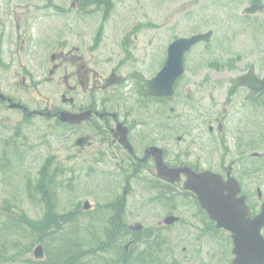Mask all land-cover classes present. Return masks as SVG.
<instances>
[{"label":"flooded vegetation","instance_id":"obj_1","mask_svg":"<svg viewBox=\"0 0 264 264\" xmlns=\"http://www.w3.org/2000/svg\"><path fill=\"white\" fill-rule=\"evenodd\" d=\"M84 1L87 2L75 0L69 6L66 0H26L25 4L12 8L0 4V93L4 95L0 96V177L2 182H15L11 190L0 187V213L4 215L9 210L15 213L10 224L0 221V239L5 243L8 231L13 238L14 229H17L18 243H22L26 253L24 263L52 264L51 251L54 250L51 243L55 239L44 226L46 216L51 212L59 217L73 213L77 229L82 230V219L94 212L97 220L91 223L94 232L91 263L124 264L126 252L131 253L138 244L145 246V242L135 238L143 231L160 241L158 253L161 252L168 240V230L176 223H184L176 212L180 207L178 200L184 199L195 203L198 212L204 214L193 218L191 225L199 230H209L212 237L220 242L223 240L224 246L232 245V249L227 248L225 252L231 256L227 264H232L235 256L232 232L219 228L202 208L197 195L193 196L194 191L186 186L188 174L183 169L198 173L213 171L226 181L230 177L236 178V197L245 201L247 218L255 219L264 207V185L262 188L256 185L254 164L259 161L260 166L264 165V151H259L264 145V135L253 133L249 114L251 111L257 114L256 108L264 106V89L249 97L251 87H234L232 83V95H238L240 90L245 93L234 112L239 118L233 126L229 125L230 104L224 105L222 110L215 109L213 115L205 111L198 116L208 120L188 123L180 111L176 112L180 107L167 106L176 97L179 81L185 74L178 78L171 96L154 95L150 91L149 81L165 65L170 44L167 52L157 46L154 59L163 64L158 65L156 71L132 69L128 73L131 65L125 55L116 59V65L105 69L98 52L97 58L95 56L96 46L88 48L69 41L61 30L54 31L58 38L53 39L47 36L50 29H42L41 35L35 34L38 24L50 25L56 18L65 22L74 14L72 21L75 22L82 16L76 12ZM193 49L194 46L185 53V63ZM121 51L130 54L127 47ZM251 69L256 72L251 64L243 73L248 74ZM262 75L258 76L261 78ZM40 86H49L51 91L59 94L61 103L58 104L57 98L51 100L49 97L48 103L35 105L32 100L38 98L35 90ZM61 111L84 115V119L74 124L64 122ZM138 115L146 117L141 130L138 127L145 121L138 120ZM36 120L59 124L72 132L76 152L88 155L83 158L84 167L73 165L75 161L66 157L51 154L35 173ZM146 138L145 146L141 147L139 143ZM81 139L85 140L83 144L78 143ZM151 147L157 148L151 150ZM161 158L167 171L161 172L158 167ZM82 170L86 173L80 174ZM84 182L105 199L95 197L92 201L85 198L78 201L75 208L61 212L58 209L61 191L68 189L69 193H77ZM147 193L155 196L152 202L165 206V216L149 225L128 222L129 198L144 197ZM36 213H40L37 220ZM172 215L180 218L169 224L166 218ZM10 225L14 229H10ZM260 232L264 236V225ZM125 237L130 238L123 245ZM118 241L123 247L122 252L117 250ZM39 247L42 248L41 257L36 256ZM113 252L119 256L114 258ZM170 264L181 263L174 260Z\"/></svg>","mask_w":264,"mask_h":264},{"label":"rangeland","instance_id":"obj_2","mask_svg":"<svg viewBox=\"0 0 264 264\" xmlns=\"http://www.w3.org/2000/svg\"><path fill=\"white\" fill-rule=\"evenodd\" d=\"M74 1L66 0L67 6ZM25 2L26 0H0L1 6L7 8L23 5ZM260 2L264 4V0ZM251 3V0H101L90 5L88 9L93 12L84 14L87 10L77 9L76 14L82 16L76 18L75 22L72 21L74 14L65 22L56 18L50 25L38 24L35 34L41 35L42 29L44 31L50 29L47 36H52L53 39L58 38V33L54 31L61 30L63 37L69 41L83 44L88 48L96 46L95 56L97 58L98 52L105 69L116 65L114 63L116 59L125 55V60L131 65L129 73L132 69L156 71L159 68L157 66L163 64V61L154 59L157 46L166 49L177 37L213 29L211 41L201 42L186 56V73L179 81L176 97L171 99L167 106L180 107L176 112L180 111L185 121L192 124L199 120H208L206 117L198 118L205 111L213 115L215 109L222 110L224 105L230 104L229 125L233 126L235 120L239 118L234 112L239 107V101H243L245 96L241 90L238 95L231 94L233 78L237 74L247 72L251 64L255 66L258 75L264 73V10L246 13L244 9ZM123 47H127L130 54H124L121 51ZM35 96L38 97L32 100L35 105L48 103L49 97L51 100L57 98L58 104L61 103L59 94L51 91L49 86L38 87ZM262 99L264 103V96ZM191 105L196 108H192ZM171 113L174 112L171 110ZM256 113L251 111L249 114L253 133L264 135V106L261 109L256 108ZM136 118L145 121L138 127V130H141L146 123V117L138 115ZM262 140L264 142V139ZM33 141L35 173L44 159L51 154L75 161L73 165L76 163L80 167H84L83 158L88 157L85 152L81 154L76 152L75 135L59 124L36 120ZM146 141L147 138L139 145L144 147ZM259 151H264L263 144ZM254 164L256 185L262 188L264 165L260 166L259 161ZM82 173L86 172L82 170L80 174ZM14 184L15 182L11 181L2 182L0 177V187L4 190L13 189ZM78 189L77 193H69L68 189L61 191L58 206L61 212L75 208L78 201L85 198L92 201H95V197L105 199L100 192L85 182ZM154 197L149 193L144 197H130L126 210L127 221L132 224L142 222L149 225L165 216L167 212L165 206L152 202ZM178 203L180 207L176 212L184 223H176L168 230V240L161 252H157L153 264H170L174 260L181 264H227L231 256L225 252L227 248L232 249V245L227 243L224 246L223 240L220 242L219 239L212 237L209 230H199L197 226L191 225L193 218L204 215L198 212L195 203L184 199H179ZM14 214L13 210L4 215L0 213V221L2 223L7 221L10 224L14 220ZM111 214L110 211V216ZM39 215L40 213H36L35 220ZM96 220L94 212L88 213L82 219L80 236L86 249L93 247L94 232L91 223ZM11 227L14 229V226L10 225L9 228ZM14 231L13 238L9 236L11 231H8V240L5 243L0 239V264H27V261L24 263L25 249L17 240L19 230ZM129 238H124L123 245ZM118 252H122V249ZM113 253L114 258L119 256L115 254L116 252ZM91 259L92 257L87 258L90 262Z\"/></svg>","mask_w":264,"mask_h":264},{"label":"water","instance_id":"obj_3","mask_svg":"<svg viewBox=\"0 0 264 264\" xmlns=\"http://www.w3.org/2000/svg\"><path fill=\"white\" fill-rule=\"evenodd\" d=\"M264 7L258 3L246 7L247 12H257ZM213 31L200 32L188 37L176 38L169 46V55L166 65L158 72L153 80L149 81L150 91L155 94H169L174 92V83L178 76L184 72L183 56L190 47L205 40L209 42L212 38ZM252 68V67H251ZM235 86L239 84L251 86L250 96L264 89V78H258L251 69L248 74L237 76L234 80ZM163 86V89L160 88ZM0 96L3 94L0 93ZM17 104V103H16ZM61 119L76 123L84 119V115L62 111ZM84 139L78 143L83 144ZM157 147H151L154 150ZM161 172L167 171L166 165L161 158L158 162ZM174 170V169H172ZM187 171L188 182L187 188L194 191L193 196L197 195L202 208H204L211 218L215 220L218 227H223L232 232L234 239V253L232 264H263L264 263V236L261 234V227L264 225V207L262 212L255 219L247 218V205L245 201L237 199L238 191L235 189L236 178L230 177L229 181L224 180L221 174L206 170V172H193L191 169L184 168ZM179 171V170H178ZM238 183V182H237ZM228 192V193H226ZM86 207H89L86 205ZM179 219L178 216L172 215L166 218V222L172 224ZM138 228L141 224L138 223ZM42 248L36 250V256L41 257Z\"/></svg>","mask_w":264,"mask_h":264},{"label":"trees","instance_id":"obj_4","mask_svg":"<svg viewBox=\"0 0 264 264\" xmlns=\"http://www.w3.org/2000/svg\"><path fill=\"white\" fill-rule=\"evenodd\" d=\"M252 1L257 2L258 0ZM92 2H101V0H92ZM108 7L110 9V4ZM53 220L55 221L53 222ZM44 226L50 231V236L55 239L51 243L54 250L51 251V258H54L52 264H81V262H83L82 264H92L87 260L92 256V249L84 248L80 238V229L76 227L75 214L68 213L59 217L56 213L51 212L46 216ZM135 238L139 242H145L147 246L145 244L144 248L138 244L132 248L131 253L126 252L124 264H153L156 254L159 252L160 241L150 238V235L148 236L144 231L138 233ZM118 242L117 250H123L120 241Z\"/></svg>","mask_w":264,"mask_h":264}]
</instances>
